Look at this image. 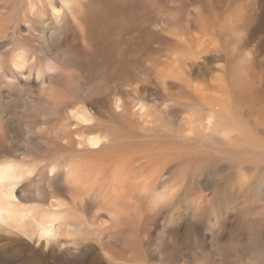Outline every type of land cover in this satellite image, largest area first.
Instances as JSON below:
<instances>
[{
	"label": "bare ground",
	"instance_id": "bare-ground-1",
	"mask_svg": "<svg viewBox=\"0 0 264 264\" xmlns=\"http://www.w3.org/2000/svg\"><path fill=\"white\" fill-rule=\"evenodd\" d=\"M21 10L28 26L16 57L21 79L34 74L40 53L50 78L37 79L51 83L36 95L21 88V121L75 119L80 128L60 123L52 133L82 138L102 160L65 174L73 212L86 209L89 220L73 213L64 225L51 207L36 215L17 203L22 166L0 162V224L61 245L80 244L89 228L108 238L101 252L79 251L70 264H264V0H21ZM171 97L189 110L169 136L186 145L214 137L226 155L185 156L177 145L169 160L163 143L129 153L122 143L113 156L102 150L104 110L143 124L135 133L142 136L157 130ZM140 158L146 167H130ZM156 160L173 167H155Z\"/></svg>",
	"mask_w": 264,
	"mask_h": 264
},
{
	"label": "rangeland",
	"instance_id": "rangeland-1",
	"mask_svg": "<svg viewBox=\"0 0 264 264\" xmlns=\"http://www.w3.org/2000/svg\"><path fill=\"white\" fill-rule=\"evenodd\" d=\"M181 1L185 3L193 2V0H181ZM21 12H22L21 0H16V1L0 0V162L13 161L22 166L20 167L21 169L19 167L18 168L16 167L17 170L19 169V171L17 172H19V175L22 176L16 182V187L14 189V195L17 197L16 200L17 203L22 205L24 204L27 206V208H31L34 214L36 213V215L38 214V212H40L41 208L49 209L51 207L53 210H56V212L59 213L60 217H62V221H61L63 223L62 225L66 224L67 221L73 217V213L77 214L78 218L81 219L82 221L84 220L85 222H88L89 219L86 209L79 208L78 209L79 212H73L74 211L72 206L73 203L71 202L72 198L69 197L67 191L62 189V186L63 188L67 184L71 186L70 183H66L68 180L66 182L64 180H66L65 178H67L65 174L69 173L72 167L75 166L74 169L73 168L71 169V171L74 170L73 172H75V169L85 172L87 169L82 166L87 165L88 167H90L91 164L92 165L96 164V162L102 160L101 156L97 153L88 152L86 147V141L84 142L82 141V144H79V141H81L82 138L76 136L75 138L78 139V142L73 143L72 141H70L73 140L71 136H69V139L68 136H65L67 137V139L66 138L62 139L59 136L57 137V134L52 133L57 129L61 128L60 126L62 123L68 124L70 130H74L77 127L80 128L81 127L80 123L75 119L72 120L67 116L63 117V115L51 119V124H47L45 123V121L30 120L32 121L30 122L27 121L26 119H25L26 121H21V114H23L22 108L24 105V98H22L21 95V88L27 91L28 94L32 93V95H36L42 92L44 88H48L51 84L50 83L48 86H43L42 85L43 80L42 79L40 80L39 78L37 79V73H39V75L47 74L45 78L46 82H48L50 78V73L49 72L47 73L46 71L47 69L45 65L46 64L45 60L41 59L42 56L40 55V53H37L38 54L37 57L39 61H38V65H36L35 70H33L34 74L32 73L33 75H30L31 80L29 79L30 77L29 74H27V76H25L23 80L21 79V74L19 72L21 66L19 67L16 64V57L17 54L21 52V47L25 46L26 44V40L24 39L23 35L25 33L24 30H26L28 27L26 26L27 25L26 23L21 27ZM51 19L54 21V17L52 15H51ZM25 50L30 51L32 53V56H34L35 52H37L35 49L33 50V48L31 47H25ZM262 59L264 60V56L262 57ZM144 86H145L144 90L148 91L147 94L148 96L150 88L148 84H144ZM66 93L67 92L60 94L63 97ZM181 96H183V93ZM171 98L172 99H170L168 105L165 104L164 106L161 107L163 111V115L161 116L162 120L159 121V126L157 130L152 133L142 132V133H146L142 136H139L138 134L135 135V133H138V131L143 130V124L138 123L136 125L135 123V125H133L128 122L124 124L122 123L121 119L117 114L116 116L114 115L112 116L109 112L104 110V112L101 113L98 118L104 121V128H107L106 133H108L109 136L107 137L108 140L105 139L106 144L105 142H101V145H103L104 147V149L102 148V150L105 151L106 153L109 152L107 154L113 156L115 153H117L116 151L113 152L114 150L113 146H115V148L116 147L119 148L121 152L124 151V147L126 146L127 153H129V151L133 150L136 145L154 148L155 146L160 145V143H163L164 145H166V147L169 146L168 147L169 149L172 148V152L168 154V157H170L169 160H173L172 157H175L177 155V152H175L177 148H179L177 149L179 153L184 154L185 156L198 154V153L211 155L212 152L213 154L211 156L216 155L215 157L226 155L228 153V149L225 146H223L221 142H217V140L213 136L211 140L207 136L206 138H203L201 142L200 141L199 143L193 142L191 145L182 144L180 142L179 144L176 139L177 138L176 134H175L176 135L175 138L169 136V134L172 133L174 134V131H179L181 129V125L183 121L182 119L184 117H187V112L189 110L188 104L186 103L185 100H182L183 103L181 102L177 104L175 103L176 100L173 99L174 97ZM175 98H179V97H175ZM147 101L151 102L150 99H148ZM134 104L136 105L137 103L135 102ZM163 108L168 112L164 111ZM138 109H139V105H136V110L138 111ZM117 111H119V109H117ZM120 117L122 118V115H120ZM43 123H45L44 126L41 125ZM139 124L142 127H140ZM36 126L37 127L40 126L38 127L39 129ZM41 127L42 128L45 127V128L42 129ZM133 128L138 130H133ZM97 131L102 132V130H100L99 128ZM122 131L125 136H123ZM124 131L127 133H125ZM47 133L49 135H46ZM88 133H89L88 131L87 134L85 133V135L83 133L85 138H87ZM164 133H168V134L165 135ZM50 135L52 138H50ZM203 140L205 142L202 143ZM206 141L208 142L207 144ZM177 145L178 147L176 148ZM110 146L113 149L109 150ZM194 146L195 148H193ZM76 149L79 151H77ZM73 150H75V152ZM65 158L67 159V162ZM145 162H146L145 158L143 159L140 158V161L138 159L136 164H133L130 167H146L147 163ZM162 162L164 163V161L162 160H156L157 164L155 167H173L172 165L165 166V164H163ZM26 164L29 167H23V165ZM63 164L64 166H62ZM78 164H80V166H78ZM52 165H54L55 167H52ZM67 165H69L68 166L70 167L69 169L67 168ZM44 166H48V167H44ZM52 169H54V172H51ZM253 172L254 171H252V173L250 172L247 178L251 179V177H253L251 174H254ZM169 176H172V173H170ZM161 184L163 185L164 183L161 182L160 185ZM52 194L56 196V200L60 202L61 205L55 204L54 199H52ZM40 204H45V205L39 207ZM50 204H52V206ZM101 217L103 218L99 220H103V221L106 220V217H104V215H102ZM159 223H161V220L158 222V224ZM107 224L109 225L111 223H107ZM115 228L116 227H113L112 229L114 230ZM101 229L103 231V226ZM99 233L100 232L98 230L95 231L89 228V232H86V234H84L81 242L79 241L80 244L73 245L72 242H69L67 244L61 245L58 242L47 243L43 240L38 241V238L36 236L30 237L24 231L14 226V224L11 222H8L7 224L1 223L0 224V264H70L72 262H75L76 258L80 257V256L76 257L79 251L93 249L96 251L99 250L98 252H101V250L105 247L108 238L100 236L101 234ZM72 246L77 247L76 252L73 251L72 248L74 247ZM68 247L70 249H68ZM85 263H87V261H85Z\"/></svg>",
	"mask_w": 264,
	"mask_h": 264
}]
</instances>
